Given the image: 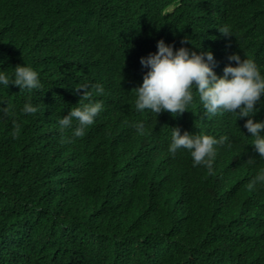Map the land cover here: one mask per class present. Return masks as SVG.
Here are the masks:
<instances>
[{"label": "clouds", "instance_id": "9594fccd", "mask_svg": "<svg viewBox=\"0 0 264 264\" xmlns=\"http://www.w3.org/2000/svg\"><path fill=\"white\" fill-rule=\"evenodd\" d=\"M262 1L252 13L228 0L215 11L220 20L183 41L160 25L176 8L165 0L17 1L36 22L7 25L0 68L23 63L42 42L52 89L78 98L59 120L67 144L55 146L50 175L85 243L71 252L63 228H46L42 264H264ZM54 8L69 19L59 13L47 28V17L29 11ZM0 83L42 87L26 66L14 79L0 72ZM2 111L15 115L11 104ZM12 125L18 138L21 125Z\"/></svg>", "mask_w": 264, "mask_h": 264}, {"label": "trees", "instance_id": "16d2710c", "mask_svg": "<svg viewBox=\"0 0 264 264\" xmlns=\"http://www.w3.org/2000/svg\"><path fill=\"white\" fill-rule=\"evenodd\" d=\"M18 0H0V35L7 31V25L17 29H27L36 21L30 18V13L21 8ZM174 5L175 11L161 19V27H170V32L181 37L182 41L193 31L200 33L206 21L213 18L220 20L215 11L228 0H165ZM239 6L247 7L252 13L261 7L262 0H234ZM17 3V4H16ZM4 4V6H2ZM16 7V8H15ZM15 10V11H14ZM32 14L48 21L45 27H51L59 18L68 20V11L55 8L44 13ZM261 20H263L261 18ZM167 24V25H166ZM60 29L53 28L48 34L55 35ZM261 33V32H260ZM241 38L248 34V30L239 27ZM262 35V34H261ZM256 33L253 32V37ZM50 41V37L46 42ZM55 43V42H54ZM53 44V43H52ZM257 42L253 41V45ZM33 52L23 58V63L12 64L0 72H6L14 79L17 66L31 67L37 71L42 87L21 91L18 86L9 84L8 87L0 83V121H8L0 126V264H42V259L48 261L49 248L44 239L46 228L58 226L63 228L58 237L62 238L72 252L75 247L84 246L85 241L78 242L75 231L71 228L68 217L70 208L62 196L63 188L60 184L53 185L50 175L54 165V152L62 144L65 132L60 131L59 120L78 105V98L74 99L67 93L64 96L53 90V84L45 77L49 75L51 54L42 42H34ZM7 50L6 43L0 39V53ZM11 59L7 57L5 60ZM91 89V88H90ZM31 103L38 108L35 114H24L25 104ZM11 104L14 116H4L2 109ZM20 123L18 138L10 134L13 131L12 121ZM74 121V120H73ZM93 201L77 206V210L88 209ZM51 203L56 206L53 207ZM58 233V232H57ZM44 239V240H43ZM39 253L31 252L35 247ZM31 254V255H30ZM42 258V259H41ZM59 264H70L61 261Z\"/></svg>", "mask_w": 264, "mask_h": 264}]
</instances>
